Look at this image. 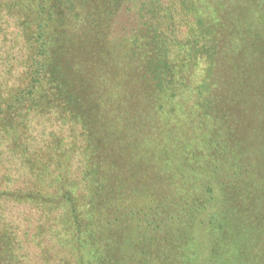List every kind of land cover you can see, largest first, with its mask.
I'll use <instances>...</instances> for the list:
<instances>
[{
    "label": "trees",
    "instance_id": "16d2710c",
    "mask_svg": "<svg viewBox=\"0 0 264 264\" xmlns=\"http://www.w3.org/2000/svg\"><path fill=\"white\" fill-rule=\"evenodd\" d=\"M2 1L37 53L0 112V203L33 206L71 264H264V0L210 2L232 27L208 70L147 21L112 38L120 0ZM46 95L61 112H32ZM1 211L0 264H21Z\"/></svg>",
    "mask_w": 264,
    "mask_h": 264
},
{
    "label": "rangeland",
    "instance_id": "374dc122",
    "mask_svg": "<svg viewBox=\"0 0 264 264\" xmlns=\"http://www.w3.org/2000/svg\"><path fill=\"white\" fill-rule=\"evenodd\" d=\"M6 1L1 2V7H7L4 6ZM252 1L260 2V0ZM210 2L212 0H124L123 2L120 0L111 37L131 35L147 21L152 24L147 28L146 41H150L149 47H160V43L165 42L176 50L186 52V56L191 54L192 59L200 54L202 56L200 66L208 70L211 52L214 50V45L209 43V37L217 32L227 33L232 27V24L229 26L227 23L222 24L224 22V18L220 16L222 10L214 9L217 7L216 4L212 7ZM262 4L263 1L260 7ZM255 7L257 8V5ZM189 9L193 14L188 12ZM6 23H8L6 34L0 33V112L7 106L9 100L30 85L31 72L34 70L33 59L37 53V49H32L36 42L30 40L23 44L16 18L9 10L2 11L0 15V25L5 26ZM142 46L145 47L146 42ZM48 99L49 103L46 102ZM54 100L56 98L50 95L43 96L42 102H37L38 107L32 112H61ZM85 110L88 109L83 107L75 112ZM53 114L55 117L48 115V120L50 119L53 124L50 128L54 132L62 131L64 135L72 136L73 132L69 131L70 126H63L62 122L56 120V114ZM36 130L38 132L40 128ZM22 181L23 179L18 180L17 185L21 186ZM0 206L5 208V211L1 212L9 216L8 222L15 226L20 242L18 252L21 264H71L69 253L60 248L53 237L41 234L40 231L43 230H39V227L42 223L37 218L33 206L25 207L10 201H2Z\"/></svg>",
    "mask_w": 264,
    "mask_h": 264
}]
</instances>
